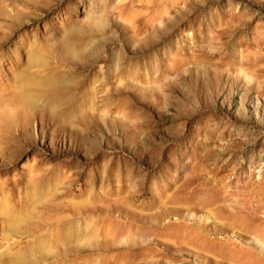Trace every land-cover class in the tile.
I'll return each mask as SVG.
<instances>
[{"label": "rangeland", "instance_id": "rangeland-1", "mask_svg": "<svg viewBox=\"0 0 264 264\" xmlns=\"http://www.w3.org/2000/svg\"><path fill=\"white\" fill-rule=\"evenodd\" d=\"M0 264H264V0H0Z\"/></svg>", "mask_w": 264, "mask_h": 264}, {"label": "bare ground", "instance_id": "bare-ground-1", "mask_svg": "<svg viewBox=\"0 0 264 264\" xmlns=\"http://www.w3.org/2000/svg\"><path fill=\"white\" fill-rule=\"evenodd\" d=\"M32 80V79H31ZM32 82V83H31ZM31 82H29L31 85L33 84V81H31ZM28 83V84H29ZM35 83V82H34ZM30 84H29V86H30ZM26 86H28V85H26ZM54 97H56V96H53V99H54Z\"/></svg>", "mask_w": 264, "mask_h": 264}]
</instances>
